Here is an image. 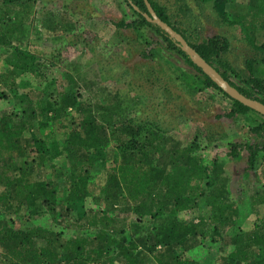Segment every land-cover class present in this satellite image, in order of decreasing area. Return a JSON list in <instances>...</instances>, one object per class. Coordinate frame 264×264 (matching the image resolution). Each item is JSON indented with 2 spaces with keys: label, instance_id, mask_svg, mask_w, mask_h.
<instances>
[{
  "label": "trees",
  "instance_id": "1",
  "mask_svg": "<svg viewBox=\"0 0 264 264\" xmlns=\"http://www.w3.org/2000/svg\"><path fill=\"white\" fill-rule=\"evenodd\" d=\"M32 1L2 0V3L19 5ZM124 1L131 18L129 21L122 19L116 24L118 28L141 33L145 40L147 29L155 32L166 43L165 47L161 46L164 48L161 53L179 56L196 71L193 75L176 66L183 81H193L200 92L214 90L227 98L231 102L227 118L247 117L253 123L250 127L252 141L232 145L228 156L238 160L244 150L248 155L249 171L257 172L258 160L264 154V116L226 95L182 51L178 41L148 22L144 17L148 14L144 0ZM202 1L212 2L221 21L238 26L243 39L264 54V0H252L255 4L245 0ZM149 3L157 16L181 35L232 87L246 98L264 105V59L248 60L249 74L247 78L243 77L224 60L230 51L228 38L214 36L202 43H193L174 25L173 17L165 8L154 0ZM29 20V17L25 18V21ZM13 30L14 27L5 33L9 34L5 45L9 50L4 55L8 71L0 73V253L5 259L3 264H138L143 263L141 258L146 260L148 256H152L157 264H199L188 255V243L198 239L203 241L201 237L208 234L214 244L227 248L225 235L231 229L237 231L231 250L219 252L216 264H264V219L255 221L249 231L237 226L242 211L230 198L221 177L212 175L218 167L217 159L210 166L205 165L202 156L196 155L198 145L195 141L176 159L173 156L179 171L171 172L162 182L152 178L141 166L161 158L166 147L165 131L150 122L134 124L127 119L119 120L117 116L94 113L90 100H81L76 93L62 89V81H57L60 70L57 71L54 63L38 71L35 69L39 61L37 55L12 48ZM149 51L147 57L152 58L153 52L160 49L155 47ZM10 79L12 84L8 83ZM75 110L80 111L76 124L81 134H75L83 136L79 141L85 152L83 163L73 170L65 185L61 181H56L55 187L48 183H32L27 177V169L19 165V159L13 153L19 150L25 134H29L32 156L39 157L42 166L57 170L62 151L50 130L55 122L67 118ZM107 141L112 143L110 147L105 146ZM97 175L101 176L99 183L103 184L100 198L104 205L126 200L130 212L139 219L135 222L138 226L147 224V220H157L165 213H170L173 220L166 229L153 230L154 238L146 235L137 243L126 237L117 239L116 218L104 208L95 210L86 203L89 183ZM63 188L67 199L59 208ZM201 202H206L204 208H201ZM44 209L54 215L61 209L53 222L62 219L70 222L68 227H63L62 231L51 227L38 231L15 228L12 215L24 222L42 223L49 220L48 217L42 219ZM177 216L188 219L180 222ZM73 227L75 233L82 231L81 237L70 236ZM85 230L95 234L89 235ZM148 240L152 245L147 243ZM139 245L152 246L150 253L145 254Z\"/></svg>",
  "mask_w": 264,
  "mask_h": 264
},
{
  "label": "rangeland",
  "instance_id": "2",
  "mask_svg": "<svg viewBox=\"0 0 264 264\" xmlns=\"http://www.w3.org/2000/svg\"><path fill=\"white\" fill-rule=\"evenodd\" d=\"M154 1L167 10L173 17L174 25L191 42L202 43L214 36L228 38L230 51L224 60L243 77L247 78L249 74L248 60L264 59L261 51L255 50L243 39L238 26H230L221 21L212 2ZM249 1L256 3L245 0ZM26 17H29V22L25 21ZM130 18L131 12L124 0H33L30 4L26 2L19 5L4 4L0 0V73L8 71L4 55L9 50L5 46L9 34L5 33L14 27L12 48L37 55L39 61L35 69L38 71L54 63L57 71L60 70L57 81H62V89L76 93L82 97L81 100H90L94 113L117 116L119 120L127 119L134 124L150 122L165 131L166 147L161 158L141 166L152 178L162 182L171 172L179 171L174 164V157L176 159L196 141V155L202 156L205 165L210 166L214 159L218 161V167L212 175L221 177L230 198L237 202L242 211L237 226L241 225L245 231L251 230L255 221L264 219V154L258 160V167L255 168L257 172H252L248 169V155L244 150L238 160L231 159L228 153L232 145L252 141L250 127L253 123L247 117L227 118L231 108L227 98L214 90L200 92L193 81H183L176 66L193 75L197 74L196 71L179 56L161 53V49H164L161 46L165 47L166 43L155 32L147 29L145 35L148 38L145 40L141 33L116 26L122 19L129 21ZM155 47L160 51L153 52L152 58L147 57L150 55L149 50ZM11 81L8 83L12 84ZM7 87L10 88L9 85ZM5 109L10 111L11 108ZM78 113L80 111L77 110L70 112L67 118L55 122L50 130L59 141L62 151L57 160V170L42 166L41 159L32 156L29 134L22 138L20 148L13 156L19 159V165L27 169V177L32 183H48L50 187H55L56 181H61L65 185L73 175V170L83 163L85 152L79 142L83 136L77 135L81 134L76 124L79 122L76 119ZM105 144L110 147L112 143L107 141ZM99 180L101 176L97 175L90 181L86 203L95 210L104 208L110 216L116 218L114 228H117V239L126 237L137 243L145 239L146 235L154 238L153 230H164L173 220L170 213H165L157 220H147V224L138 226L135 222L139 219L130 212L126 200L121 199L119 203L106 202L104 205L100 198L103 184ZM62 190L59 208L67 199L64 188ZM201 203V208H204L206 202ZM58 211L54 215L44 209L42 219L48 217L49 220L42 223L34 224L32 220L24 222L17 215H12V219H15L14 226L19 230L38 231L51 227L62 231L70 222L62 219L53 222L61 209ZM177 219L183 222L188 218L177 216ZM70 230L75 229L73 227ZM81 232L76 230V233L68 234L81 237ZM85 232L95 234L90 230ZM236 232L235 229L226 232L229 246L223 249L221 244H214L208 234L201 237L203 241L191 240L188 243V255L199 264H216L219 252L231 250ZM147 243L152 242L148 240ZM139 248L146 254L150 253L152 246L139 245ZM140 260L143 263L138 264H157L152 256ZM4 261L0 253V264Z\"/></svg>",
  "mask_w": 264,
  "mask_h": 264
},
{
  "label": "water",
  "instance_id": "3",
  "mask_svg": "<svg viewBox=\"0 0 264 264\" xmlns=\"http://www.w3.org/2000/svg\"><path fill=\"white\" fill-rule=\"evenodd\" d=\"M148 14H144V17L147 18L148 22L153 23L159 26L167 35L175 39L179 43V47L184 53H186L191 59L192 62L202 71L231 99L236 100L243 104L244 106L254 110L260 115L264 116V105L258 101H252L242 93H239L237 89L232 87L210 64H208L204 59H202L196 51L189 45V43L177 32H175L169 25L164 23L154 12L151 7L149 0H144Z\"/></svg>",
  "mask_w": 264,
  "mask_h": 264
}]
</instances>
